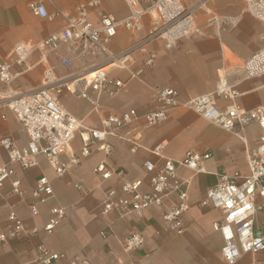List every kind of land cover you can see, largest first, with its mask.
Instances as JSON below:
<instances>
[{
    "label": "built area",
    "instance_id": "obj_1",
    "mask_svg": "<svg viewBox=\"0 0 264 264\" xmlns=\"http://www.w3.org/2000/svg\"><path fill=\"white\" fill-rule=\"evenodd\" d=\"M52 1V0H48ZM210 0H123L127 13L118 18L102 10L101 0H85L74 7L72 12L55 9L47 11L42 1L28 3L30 12L49 20L59 17L60 30L50 33L37 41L16 43L7 57L0 61V83L7 87L0 91V107L8 110L21 125L26 142L19 145L11 136L0 138V148L6 161L0 162V189L9 182L11 191L20 199H25V191L20 180L15 178L16 168L26 170L37 164V157L43 155L54 175L61 178L69 174L92 152H101L107 156L111 151L109 138H116L130 146L135 153L144 148L137 126L143 119L146 128H152L165 122L175 108H187L220 128L240 134L247 125L256 123L259 136L255 146L247 152L248 174H218L216 183L206 191L200 202L202 206L216 209L221 218L213 222V229L222 236L220 255L225 264H235L244 254H256L264 250V108L256 106L250 109L240 108L236 103L239 92L230 84L224 71L218 72L214 88L205 94L188 100H180L172 88H151V98L159 104L154 111L139 114L134 108L119 113L100 116L99 128L83 127L81 121L67 112L61 102L63 94H69L86 101L92 111L100 108L103 97H113L125 88L126 81L140 78L144 70L154 64L156 52L147 48L148 44L160 39L166 50L175 48L184 38L203 34L198 23V15L203 11L208 24H223L230 17L220 15L208 7ZM244 12L259 20L264 28V0H240ZM95 11L98 21L90 18ZM120 29L132 36L131 42L118 51L110 49V44ZM62 47L66 52L74 53L60 57V61L72 67L76 60H88L90 63L65 75H59L50 61V56ZM38 55L37 65L42 67L40 85L31 91L20 92L11 89L15 77L14 67L22 71L31 70L28 58ZM85 61V62H86ZM244 78H254L264 74V34L262 44L250 57L242 61ZM127 72L123 79L114 71ZM228 100L225 107L217 105V99ZM5 116L2 115V118ZM81 137L78 154H67L76 135ZM164 145L159 143L148 149L157 160L143 162L148 177L147 188L142 179L126 180L121 170L115 169L105 161L98 162L92 173L98 177V186L112 177L121 179L118 187L103 190L100 213H115L118 218L130 215L141 217L152 206L162 207L161 218L167 232L181 235L185 231L183 216L189 208L188 186L190 178H182L178 168L184 167L194 172L204 171L203 163L211 157L209 151L188 150L178 160L163 153ZM74 187L81 196H87L89 189L81 182ZM175 197V202L165 206L166 200ZM53 197L52 186L46 176H40L28 194L27 207L32 216L39 213L38 204L46 203ZM66 218L63 206L49 208V216L43 226L44 232L51 234ZM10 226L0 232V242L18 240L35 233L27 230L20 217L10 210L7 216ZM109 228L101 230L106 237ZM143 235L131 230L121 240L125 253H130L143 244ZM34 262L54 264L67 259L69 264H91L84 257L67 258L65 254L54 252L39 244L34 248ZM132 264V263H129ZM263 264V263H256Z\"/></svg>",
    "mask_w": 264,
    "mask_h": 264
},
{
    "label": "crops",
    "instance_id": "obj_2",
    "mask_svg": "<svg viewBox=\"0 0 264 264\" xmlns=\"http://www.w3.org/2000/svg\"><path fill=\"white\" fill-rule=\"evenodd\" d=\"M42 1L49 13L55 9L72 12L74 7L85 0H0V61L5 59L12 47L21 41H37L62 27L59 17L49 20L33 15L28 3ZM112 7L101 0V9L121 18L126 15L124 5ZM210 0L208 7L220 15L231 19L223 24H208L198 20L202 35L180 40L177 46L166 50L160 39L150 42L149 50L156 52L154 64L144 70L140 78L126 81L124 89L113 97H103L100 108L92 111L89 104L69 94L61 96L64 109L81 121L83 127L99 128L100 116L114 112L119 113L134 108L139 114L157 110L159 104L151 96V88H172L180 100L210 92L217 80L218 72L224 71L230 84H233L239 95L236 103L240 108L250 109L256 106L264 108V74L254 78H244L241 69L242 61L250 57L262 44L264 28L262 23L244 12L240 0H236L225 13ZM92 21H98L95 11L90 13ZM132 36L123 29L110 44V49L118 51L128 45ZM68 54L64 47L50 56V61L59 75H65L86 67L90 61L76 60L72 67L64 65L60 57ZM68 55L75 57L74 53ZM38 55L28 58V64L34 65L31 70L22 71L14 67L15 77L11 89L28 92L36 89L41 82L42 67L37 65ZM86 61V62H85ZM113 74L126 79L127 72L114 71ZM0 91L7 87L0 83ZM220 108L228 100L217 99ZM2 115L5 117L2 118ZM140 139L144 148L135 153L130 146L116 138H109L110 153L92 152L82 163L69 174L58 178L48 165L43 155L37 157V164L26 170L16 168L15 178L20 180L21 188L26 192L25 199H20L11 191L9 182L0 189V232L5 231L10 223L7 216L12 209L20 217L27 230L35 233L23 239L0 242V264H39L33 261L34 248L42 244L51 251L63 253L67 258L84 257L91 264H225L220 255L221 234L213 229V222L221 218L214 208L202 206L200 202L206 191L217 181L218 174H248L247 152L255 146L259 127L256 123L247 125L240 134L243 140L233 133L207 121L187 108H175L168 119L152 128L143 125V119L137 122ZM11 136L17 144L24 145L26 135L13 115L0 107V138ZM163 143L165 156L178 160L188 150L197 152L209 151L211 157L204 165V171L194 172L184 167L178 168L182 178H190L188 186L189 208L183 216L185 231L173 235L166 231L161 214L162 207L147 208L141 217L130 215L118 218L115 213L101 214L100 205L103 190L107 187H118L121 179L112 177L98 186V177L92 168L100 161L121 170L126 180L142 179L147 188L148 177L143 168L147 159L157 158L148 151ZM82 142L76 135L67 154H78ZM6 156L0 148V162ZM40 176H46L53 189V197L46 203L38 204L39 213L32 216L27 207L28 194ZM81 182L90 190L82 197L74 184ZM175 202V197L166 200L165 206ZM63 206L66 218L51 234L43 230L49 216V208ZM109 228L106 237L101 230ZM131 230L143 235V244L134 251L125 253L121 247L123 240ZM264 264V250L256 254H244L235 264ZM54 264H69L67 259Z\"/></svg>",
    "mask_w": 264,
    "mask_h": 264
},
{
    "label": "rangeland",
    "instance_id": "obj_3",
    "mask_svg": "<svg viewBox=\"0 0 264 264\" xmlns=\"http://www.w3.org/2000/svg\"><path fill=\"white\" fill-rule=\"evenodd\" d=\"M105 3H107L109 6L111 5L112 7H121V9L124 10L123 3L120 2V0H104ZM236 0H216L215 5L218 6L220 11L226 12L227 10H230L232 8V5ZM206 14L203 11L199 12L198 15V20L206 21Z\"/></svg>",
    "mask_w": 264,
    "mask_h": 264
}]
</instances>
